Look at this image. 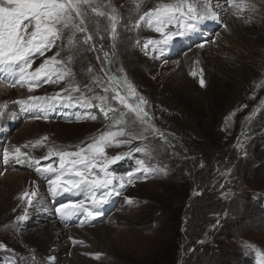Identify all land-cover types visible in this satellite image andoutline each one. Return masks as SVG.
I'll return each mask as SVG.
<instances>
[{"label": "rangeland", "instance_id": "1", "mask_svg": "<svg viewBox=\"0 0 264 264\" xmlns=\"http://www.w3.org/2000/svg\"><path fill=\"white\" fill-rule=\"evenodd\" d=\"M210 1L220 17L218 21L203 22L192 39L176 37L163 54L149 46L146 55L143 44L162 37L144 22L137 27L136 21L158 4L172 0H96L106 14L116 10L115 41L108 16L89 13L88 34L93 37L89 44L83 43L84 33H77L76 46H69L70 32L65 30L56 47L44 56L36 55L30 69L34 71L59 51L57 59L64 62L70 76L58 83L40 81L39 87L29 92L27 85L10 87L12 77L0 74L4 81L0 82V179L11 172L34 177L28 180L31 188L17 193L11 207L0 205V244L5 246L0 248V264H264V66L238 97L234 92L238 63L224 62L228 72L223 73L204 68L198 60L182 65V59L200 41H207L205 45L215 56L209 45L215 48V35L230 34L225 24L229 15L239 25V36L262 44L264 0H235L244 5L243 10L233 9L236 7L229 6L227 0ZM169 30L175 29L169 26ZM105 53L109 63H105ZM166 64L170 68L179 64L178 79L163 74ZM154 70L161 71L160 80L169 97L161 93ZM108 74L132 82L147 100L146 110L157 129L143 132V140L107 147L105 154L109 157L131 152L109 170L119 178L134 170L138 160H144L147 166L166 168L167 174L154 173L127 185L121 195H113L103 205V215L95 220L81 225L84 217L78 214L62 221L55 208L84 199L85 194L74 191L53 197L47 179L54 178L55 173H38L29 158L39 160L41 166L52 163L56 167L58 158L45 159L49 148L76 151L86 147L102 132L117 130L106 125L121 118L126 123L119 127L142 132L144 126L135 115L112 100L113 93L103 92ZM201 78L204 87L200 86ZM69 84L80 89L71 93L72 102L62 99L69 95L63 91ZM82 94L87 98L107 95V104L117 111L106 119L98 107H81L75 98ZM31 96L53 99L48 101V110L41 112L38 107L19 103H32ZM93 115L95 120L91 119ZM125 139L128 137L117 138ZM38 140L40 144L35 143ZM143 145L153 149L150 155L132 151ZM16 148L26 154L21 162L15 159ZM5 150L9 152L6 163ZM25 191L37 193L32 206L20 199ZM125 197H131L134 203L127 204ZM46 199L45 204L42 201ZM167 213L177 223L179 236L174 234ZM21 215L27 218L18 221ZM53 219L56 226L67 231L63 239L67 249L59 254L56 246L33 234L43 225H52ZM164 249L169 251L167 262L160 261Z\"/></svg>", "mask_w": 264, "mask_h": 264}, {"label": "snow or ice", "instance_id": "2", "mask_svg": "<svg viewBox=\"0 0 264 264\" xmlns=\"http://www.w3.org/2000/svg\"><path fill=\"white\" fill-rule=\"evenodd\" d=\"M227 3L229 6L243 10L242 3L237 4L235 0H227ZM115 11L113 8L112 14H106L96 3V0H0V74L12 77L9 82L10 87L16 85L25 87L27 85L29 92L33 91L34 87H39L40 81L58 83L71 75L70 70L64 67V62L57 59L60 52L57 51L54 56L45 59L34 71H30L36 55L44 56L46 52L56 47L57 41L64 38L65 30L70 32L69 46H76L77 33H84L83 43L89 44L93 39L88 34L89 13L96 17L108 16L110 35L115 41L118 24ZM218 19L209 0H172L169 3L158 4L152 10L140 15L136 26L139 27L140 23L144 22L148 28L159 33L162 37L161 39H148L143 44V48L146 50L145 54H148L149 46L153 52L163 54L173 45L176 37L192 39L201 31L200 26L203 22L218 21ZM169 26L175 30H169ZM206 42L197 43L196 46L203 48ZM105 57V63H109L107 53H105ZM57 65L60 67L57 68ZM88 71L91 72L92 69L89 68ZM102 71H106V69H102ZM53 76L56 79H53ZM0 82L4 81L0 80ZM199 82L201 87L205 86L203 78ZM102 87L105 94L113 93L111 99L115 100L127 112L133 113L136 121L144 127L141 133L126 131L125 128L119 127L126 123L121 118L115 120L112 125H106V127L117 130L102 132L93 137L92 142L88 143L86 147H78L76 151H68L59 147L49 148L45 159L58 158L56 167L52 163L41 166L39 160L29 158V162L37 165L35 170L38 173H55L54 178L47 179L48 191L53 197L74 191L85 194L84 199L62 203L55 208V213L62 221L78 214H82L84 217L80 221L81 225L88 220H95L103 215V205L107 204L113 195H121V190L125 189L127 185L134 184L137 179H146L154 173L167 174L166 168H158L155 165L147 166L144 160H138L137 167L129 171L126 176L118 178L114 171L109 170L112 165L129 157L131 152L109 157L105 154L107 147L113 146V144L116 146L130 144L134 139L143 140L145 139L143 132L148 129L156 132L157 129L151 123L152 117L146 110L147 100L139 94L130 80L126 77L108 74L107 83L106 85L102 84ZM63 91L68 92L69 95L62 99L72 102L74 98L71 93L78 92L80 89L78 86L69 84ZM56 96L59 97L60 94L57 93ZM49 99L53 98L31 96L29 101L32 103L29 104L26 101L19 103L25 104L27 107H38L41 112H44L50 106ZM108 99L107 95L87 98L82 94L75 98V102L81 107H98L107 119L109 113L117 111L107 104ZM92 100H98L99 103L94 105ZM44 118L47 119V117ZM96 118L95 115L91 116L92 120ZM125 136L128 139L117 140L118 137ZM161 136H163L162 133ZM35 143L40 144V141ZM132 151L150 155L153 149L148 145H143ZM25 155L19 148L15 149L17 162H21V158ZM3 158L6 163L9 158L7 150L4 151ZM136 173L143 175L137 176ZM36 196L35 191H25L20 199L26 200L27 204L32 206L33 198ZM125 202L129 205L134 203L131 197H125ZM26 218V215H21L17 219L24 221ZM73 243L75 244L77 241L73 240ZM4 247L0 244V248Z\"/></svg>", "mask_w": 264, "mask_h": 264}, {"label": "bare ground", "instance_id": "3", "mask_svg": "<svg viewBox=\"0 0 264 264\" xmlns=\"http://www.w3.org/2000/svg\"><path fill=\"white\" fill-rule=\"evenodd\" d=\"M210 6L212 8V5ZM223 7L225 6L223 5ZM225 8H227V6ZM231 9H230V12H232ZM233 9H237V8H233ZM226 10L228 11L229 9L227 8ZM232 17L233 16H230V15L227 16L226 22H225L227 26V32H229L230 34H226V35L224 33H219L218 35L214 34L215 40H216V44H215L216 46L214 48L212 45L211 46L209 45V47L215 50V53H214L215 56L213 55V53L209 51L210 49L206 45L203 48L195 47L193 48L191 52H189L188 54L186 53L187 55L182 59V62H183L182 65L183 64L188 65L192 60H198L199 63L202 66H204V68L210 67L214 71H220L223 73V72H228L226 68L227 66H225L224 62L227 61L233 64L238 63L239 67H238V72L236 74V80H237L236 86L237 87L234 92L236 93L238 97H240L244 93V88L249 87V81H251L255 77L256 73L259 70H261L264 66V32L261 35L263 39L262 44L249 42L247 39H245L241 35L240 36L238 35L237 29L239 28V25L236 21L233 20ZM189 49L191 50V48ZM226 57H229V59L228 58L226 59ZM231 60H233L234 62H232ZM178 65L175 66V68H170L166 64V66H164L165 70L163 71V74L168 75V77H173V78L178 79V77L176 76L178 73V69H180V66ZM153 77L157 80V84L162 87L161 93L169 97L170 95H169L168 90L165 88L162 80H160V78L162 77L161 71L154 70ZM30 178L34 179L32 175L27 174L26 172H14V173L11 172L7 176L0 179V205L4 206L5 208L11 207L13 198L17 193L27 190L28 188H31L30 182L28 181ZM39 189H42L41 186L39 187ZM43 192H44V189H43ZM38 195L41 197L42 194H38ZM42 202L46 204L48 203V200L46 199V200H43ZM52 223H53L52 225L51 224L49 225V223L46 225H43L40 229H38L37 232L33 234H35L38 238H43L46 241L47 245L50 244L49 246H56L55 252L63 253L67 249V245H65L67 243H64L63 241V239L66 237V236L64 237V235L66 234L67 231L61 228L60 226L59 227L56 226L58 223L55 222V220ZM98 235L100 237V233Z\"/></svg>", "mask_w": 264, "mask_h": 264}, {"label": "trees", "instance_id": "4", "mask_svg": "<svg viewBox=\"0 0 264 264\" xmlns=\"http://www.w3.org/2000/svg\"><path fill=\"white\" fill-rule=\"evenodd\" d=\"M171 208V207H170ZM172 217V214H168L167 213V215H166V218H167V220H169L170 221V225H171V227H172V229H173V232H174V234L175 235H177V236H179L180 234L179 233H177V229H176V225H177V223L175 222V220L174 219H172L171 218ZM174 222V223H173ZM174 239V237H172V240ZM174 241H175V239H174ZM162 256L160 257V261H162V262H167V261H169V259H168V257H169V251L168 250H166V249H164L163 250V252H162Z\"/></svg>", "mask_w": 264, "mask_h": 264}]
</instances>
